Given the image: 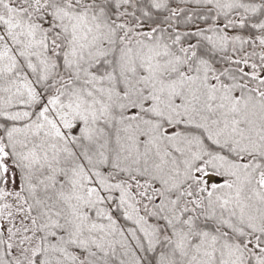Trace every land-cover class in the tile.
<instances>
[{
	"label": "snow or ice",
	"instance_id": "6c2138e0",
	"mask_svg": "<svg viewBox=\"0 0 264 264\" xmlns=\"http://www.w3.org/2000/svg\"><path fill=\"white\" fill-rule=\"evenodd\" d=\"M0 264H264V0H0Z\"/></svg>",
	"mask_w": 264,
	"mask_h": 264
}]
</instances>
